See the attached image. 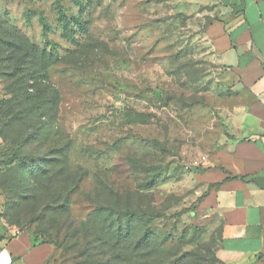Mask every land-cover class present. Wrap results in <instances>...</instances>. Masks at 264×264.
Segmentation results:
<instances>
[{
  "label": "rangeland",
  "instance_id": "1",
  "mask_svg": "<svg viewBox=\"0 0 264 264\" xmlns=\"http://www.w3.org/2000/svg\"><path fill=\"white\" fill-rule=\"evenodd\" d=\"M201 15L191 0H0V197L36 240H54L65 217L47 210L45 183L18 154L45 163L67 144L70 170L84 175L73 218L124 210L129 230L108 248L110 264H222L219 220L186 168L225 133ZM18 34L46 64L18 65ZM49 264L74 263L55 249Z\"/></svg>",
  "mask_w": 264,
  "mask_h": 264
},
{
  "label": "crops",
  "instance_id": "2",
  "mask_svg": "<svg viewBox=\"0 0 264 264\" xmlns=\"http://www.w3.org/2000/svg\"><path fill=\"white\" fill-rule=\"evenodd\" d=\"M191 2L225 94V133L193 172L219 220L220 262L264 264V0ZM3 204L0 197V264H45L53 248L7 223Z\"/></svg>",
  "mask_w": 264,
  "mask_h": 264
},
{
  "label": "trees",
  "instance_id": "3",
  "mask_svg": "<svg viewBox=\"0 0 264 264\" xmlns=\"http://www.w3.org/2000/svg\"><path fill=\"white\" fill-rule=\"evenodd\" d=\"M18 41L21 45V55L18 65L35 58L37 62L46 64V51L43 48L30 43L21 35L18 36ZM41 72H46L45 65H43ZM7 103L10 104L12 101H7ZM23 115L18 114L14 116L12 122H22L24 120L21 119ZM11 144H13V141L8 142V145ZM69 153V145L55 146L51 148L50 153L47 155V162L45 163L39 162L38 159L31 155L18 154V164L33 177L38 172L39 175L36 176L35 180H38L37 183L39 180L41 181L39 183H45L42 186L47 193L45 198L47 210H53L56 207L65 217L63 229L57 231L54 240L44 241L34 239L35 241L50 245L53 248V253L46 260L45 264L50 263L55 249H58L64 258H69L74 264H80L79 262L82 259H84L83 261L85 263L90 264L89 260L92 258L99 259L97 264H110L109 259H107L109 256L107 253L108 248L114 240L119 241L124 237V233L129 230V225L124 221V210L110 207L109 211H94L88 216V222H86L87 220L79 222L73 218L70 213V199L80 189L84 175L82 176L80 171L74 172L70 170ZM55 169L59 170L53 171ZM58 176L59 179H57ZM54 178L57 179L55 183H57L58 188H55L52 184ZM13 206L11 199L5 196L2 217L10 225L16 226L21 232H25L26 230L20 227V216L15 213ZM44 212L47 211L44 210ZM89 223L92 224L95 233L88 228ZM80 227L85 229V233L83 230H80ZM148 239V231H144L141 233L138 244L147 242ZM71 242L73 243L70 244ZM117 246L124 247V242L117 244Z\"/></svg>",
  "mask_w": 264,
  "mask_h": 264
},
{
  "label": "built area",
  "instance_id": "4",
  "mask_svg": "<svg viewBox=\"0 0 264 264\" xmlns=\"http://www.w3.org/2000/svg\"><path fill=\"white\" fill-rule=\"evenodd\" d=\"M207 156L203 155L200 158L194 160L192 163H190V165H188L186 168L188 169H197L199 167H201L204 163L207 162Z\"/></svg>",
  "mask_w": 264,
  "mask_h": 264
}]
</instances>
